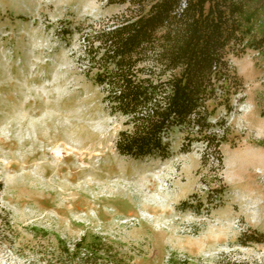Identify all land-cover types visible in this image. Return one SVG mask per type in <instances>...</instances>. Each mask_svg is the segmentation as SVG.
Wrapping results in <instances>:
<instances>
[{
  "label": "rangeland",
  "instance_id": "obj_1",
  "mask_svg": "<svg viewBox=\"0 0 264 264\" xmlns=\"http://www.w3.org/2000/svg\"><path fill=\"white\" fill-rule=\"evenodd\" d=\"M124 9L0 0V264H264V239L247 238L264 234V54L229 56L244 96L231 113L208 104L227 128L220 168L188 128L163 157L123 155L127 118L94 84L83 37Z\"/></svg>",
  "mask_w": 264,
  "mask_h": 264
},
{
  "label": "trees",
  "instance_id": "obj_2",
  "mask_svg": "<svg viewBox=\"0 0 264 264\" xmlns=\"http://www.w3.org/2000/svg\"><path fill=\"white\" fill-rule=\"evenodd\" d=\"M106 5L125 12L83 37V61L93 67L94 84L107 88L111 109L127 118L118 152L163 157L169 136L188 128L220 168L227 128L211 125L207 107L220 98L229 114L232 98L243 101L242 81L229 56L246 49L264 54V0H106ZM151 54L157 71L145 67ZM247 238L261 242L264 234ZM56 240L68 250L59 236ZM84 242L74 243L71 255L76 257ZM107 244L92 235L87 245L99 250Z\"/></svg>",
  "mask_w": 264,
  "mask_h": 264
},
{
  "label": "bare ground",
  "instance_id": "obj_3",
  "mask_svg": "<svg viewBox=\"0 0 264 264\" xmlns=\"http://www.w3.org/2000/svg\"><path fill=\"white\" fill-rule=\"evenodd\" d=\"M53 159H54L55 163H57L59 160V158H56V157H53Z\"/></svg>",
  "mask_w": 264,
  "mask_h": 264
}]
</instances>
